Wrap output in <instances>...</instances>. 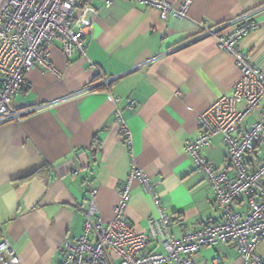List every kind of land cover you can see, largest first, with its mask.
<instances>
[{"label": "crops", "instance_id": "obj_1", "mask_svg": "<svg viewBox=\"0 0 264 264\" xmlns=\"http://www.w3.org/2000/svg\"><path fill=\"white\" fill-rule=\"evenodd\" d=\"M94 7L86 57L68 60L60 45L51 48L59 76L36 65L11 104L15 112L38 110L0 125V241L6 239L23 264L62 262L66 242L83 235L92 190L98 192L101 220H113L131 153L159 183L161 203L173 217V237L219 222L222 213L207 174L185 155V146L199 135L200 115L230 95L242 74L214 38L197 39L199 26L229 24L253 12L250 19L259 29L242 41L241 50L264 73V0H191L186 19L165 21L158 11L127 0ZM102 77L117 80L89 91ZM2 81L0 75V89ZM262 108L247 118V126L260 119ZM203 155L217 170L228 168L221 135ZM247 208L242 199L234 206L238 213ZM125 217L139 232H148L158 217L138 182L131 187ZM148 250L164 251L153 242ZM257 252L264 261V239ZM195 260L242 264L231 244L203 248Z\"/></svg>", "mask_w": 264, "mask_h": 264}, {"label": "built area", "instance_id": "obj_2", "mask_svg": "<svg viewBox=\"0 0 264 264\" xmlns=\"http://www.w3.org/2000/svg\"><path fill=\"white\" fill-rule=\"evenodd\" d=\"M117 0H0V125L19 121L26 114L38 110L13 111L11 104L26 83L27 74L40 65L55 73L50 49L60 45L69 60L75 54L86 57L85 37L95 16V2L111 7ZM159 12L161 20L186 19L191 0L174 5L167 0H127ZM253 12L238 17L229 24L209 28L199 26L197 39L212 37L220 50L232 57L241 71V79L230 95L213 103L199 118V135L188 141L185 155L194 166L207 174L215 202L221 210L219 222L188 231L181 239L170 233L173 217L167 214L157 192L158 182L149 178L138 166L131 153L130 172L119 191L120 203L114 218L105 223L99 217L96 204L98 192L91 191L89 208L85 212L82 237L67 241L60 264H196V255L206 247L231 244L240 255L242 264H264L258 254L264 239V73L242 53V41L259 29L251 20ZM235 25L228 34L224 31ZM117 78L102 79L91 86L109 88ZM263 106L260 119L246 125L247 118ZM128 109H134L130 103ZM119 116L132 147L131 135ZM218 135L228 150V168L219 171L203 151L211 148ZM134 182L140 183L157 208L158 217L149 223L148 232L131 227L125 217ZM247 204L245 213L234 206L238 200ZM157 243L163 252H150L149 244ZM217 263L220 259H217ZM0 264H23L6 239L0 241Z\"/></svg>", "mask_w": 264, "mask_h": 264}, {"label": "rangeland", "instance_id": "obj_3", "mask_svg": "<svg viewBox=\"0 0 264 264\" xmlns=\"http://www.w3.org/2000/svg\"><path fill=\"white\" fill-rule=\"evenodd\" d=\"M261 157H264V151H263V154L261 155Z\"/></svg>", "mask_w": 264, "mask_h": 264}]
</instances>
